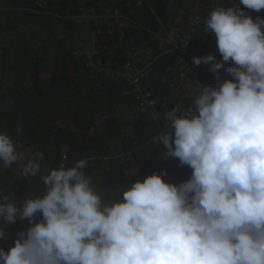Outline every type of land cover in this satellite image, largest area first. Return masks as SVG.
<instances>
[{
  "label": "clouds",
  "instance_id": "clouds-1",
  "mask_svg": "<svg viewBox=\"0 0 264 264\" xmlns=\"http://www.w3.org/2000/svg\"><path fill=\"white\" fill-rule=\"evenodd\" d=\"M239 3L264 9V0ZM245 9L220 6L209 14L206 30L222 60L192 59L210 64L218 84L202 86L194 109L169 111V130L154 138L191 177L175 184L166 172L153 173L104 203L85 159L61 164L41 177L43 196L21 207L0 193V241L18 218L30 222L13 247L0 246V264H264V17ZM229 61L233 78L221 80ZM18 148L0 133V167L26 159ZM43 156L27 160L25 177L40 173Z\"/></svg>",
  "mask_w": 264,
  "mask_h": 264
},
{
  "label": "trees",
  "instance_id": "trees-1",
  "mask_svg": "<svg viewBox=\"0 0 264 264\" xmlns=\"http://www.w3.org/2000/svg\"><path fill=\"white\" fill-rule=\"evenodd\" d=\"M227 1L0 0V133L11 136L26 157L0 167V193L21 207L43 196V175L80 159L104 203L118 201L130 181L153 173L166 172L170 183L188 180L192 169L166 157L167 149L154 141L169 130L165 116L144 110L133 85L112 70L122 72L128 60L144 67L142 86L157 99L156 113L195 106L208 85L170 37L186 36L192 27L187 51L222 60L205 21L217 7H234ZM245 11L264 17V9ZM130 52L135 55L129 58ZM184 71L185 89L177 88ZM36 152L44 154L41 171L25 177L22 168ZM29 226L18 218L0 246L9 250Z\"/></svg>",
  "mask_w": 264,
  "mask_h": 264
},
{
  "label": "built area",
  "instance_id": "built-area-1",
  "mask_svg": "<svg viewBox=\"0 0 264 264\" xmlns=\"http://www.w3.org/2000/svg\"><path fill=\"white\" fill-rule=\"evenodd\" d=\"M227 4H229L230 6H237L239 5L238 0H228ZM240 7V5H239ZM251 15V14H250ZM197 20V18H195V21ZM191 31L192 27L189 29V34H186V36H180L179 34H176L174 36L170 37V44L173 48L175 49H182L184 51H186V53L189 55V59L188 62L191 65H194V67H196V71H197V75L198 78L200 80H202L203 82H205L208 86H217L218 81H217V74L213 73L210 71V64H201L199 66H196L193 63V56H199L198 55V51L194 50L192 53L190 51H187V48L189 47V39L191 37ZM134 53H129V58L134 56ZM231 64V63H230ZM118 73L121 77H123L126 81H128L130 84L133 85V91L135 93H137V97L141 99V105L143 107L144 110L149 111V113L154 117V118H158L159 116L162 117L163 115L165 116V118L167 119V113L169 111H166V109H159V112L156 113L155 112V105L158 103L157 99L155 97H153V95L151 94V92H146L144 91V88L142 86V80L145 77V68L144 67H140L137 64H132L131 60H128L127 63L124 66V70L122 72H119L117 70H112V73ZM219 75H220V79L224 80V79H232L233 77L228 74L225 69H220L219 70ZM181 80H178L176 83L173 84V86L178 87H182L183 89H185L184 87V80H188L189 76H187L186 71H184L181 74ZM194 109L195 106H188L187 108H183L180 109L178 114H181L185 111H187L188 109ZM167 126L169 127V121L166 120ZM164 131V130H163ZM13 247V246H11Z\"/></svg>",
  "mask_w": 264,
  "mask_h": 264
},
{
  "label": "rangeland",
  "instance_id": "rangeland-1",
  "mask_svg": "<svg viewBox=\"0 0 264 264\" xmlns=\"http://www.w3.org/2000/svg\"><path fill=\"white\" fill-rule=\"evenodd\" d=\"M18 172V171H17Z\"/></svg>",
  "mask_w": 264,
  "mask_h": 264
}]
</instances>
